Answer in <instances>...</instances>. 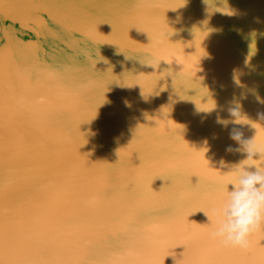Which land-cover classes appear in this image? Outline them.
Returning a JSON list of instances; mask_svg holds the SVG:
<instances>
[{"label":"bare ground","instance_id":"1","mask_svg":"<svg viewBox=\"0 0 264 264\" xmlns=\"http://www.w3.org/2000/svg\"><path fill=\"white\" fill-rule=\"evenodd\" d=\"M0 264H264V0H0Z\"/></svg>","mask_w":264,"mask_h":264}]
</instances>
